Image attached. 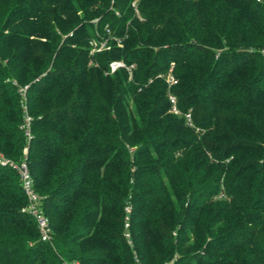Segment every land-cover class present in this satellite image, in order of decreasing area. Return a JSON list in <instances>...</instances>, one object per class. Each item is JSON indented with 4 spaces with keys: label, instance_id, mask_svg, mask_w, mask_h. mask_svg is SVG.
Instances as JSON below:
<instances>
[{
    "label": "trees",
    "instance_id": "1",
    "mask_svg": "<svg viewBox=\"0 0 264 264\" xmlns=\"http://www.w3.org/2000/svg\"><path fill=\"white\" fill-rule=\"evenodd\" d=\"M25 149L53 244L0 164V264H264V0H0V156Z\"/></svg>",
    "mask_w": 264,
    "mask_h": 264
},
{
    "label": "built area",
    "instance_id": "2",
    "mask_svg": "<svg viewBox=\"0 0 264 264\" xmlns=\"http://www.w3.org/2000/svg\"><path fill=\"white\" fill-rule=\"evenodd\" d=\"M123 67H125L123 63L115 62L111 64V72L115 73L118 69ZM168 83L170 87H173L177 85L178 82L173 77H170ZM169 100L172 105L171 113L180 116L181 111L178 108V100L176 96L170 94ZM186 119L188 124L192 126V117L190 114L186 115ZM31 121L32 119L27 115L25 117L24 126L22 127V129L25 131V135L29 140L32 139ZM27 153H28V149H25V157L19 164H14V163L12 164L11 162L5 161L3 159L0 160V164L3 166L9 165L10 167H12L14 170L17 171L21 181L22 189L28 200V207L25 210L35 220L42 242L49 243L52 245L53 244L52 228L48 217L45 215V212L43 211L42 198L35 190L34 181L31 176V172L26 158ZM70 264H78V263H70Z\"/></svg>",
    "mask_w": 264,
    "mask_h": 264
},
{
    "label": "rangeland",
    "instance_id": "3",
    "mask_svg": "<svg viewBox=\"0 0 264 264\" xmlns=\"http://www.w3.org/2000/svg\"><path fill=\"white\" fill-rule=\"evenodd\" d=\"M110 41L109 40H104V41H95V42H90L89 43V48L91 50V55H98L101 52H105V51H110V46H109ZM112 73V72H111ZM168 78V77H167ZM23 112H25V117L28 115L26 108L24 107ZM27 114V115H26ZM29 116V115H28ZM30 117V116H29ZM31 118V117H30ZM32 119V118H31ZM24 126V124H23ZM22 126V127H23ZM21 127V128H22ZM1 159L11 162L12 164H19V162L14 161L12 159L6 158L3 155L0 156ZM7 159V160H6ZM28 205L25 207V209H27Z\"/></svg>",
    "mask_w": 264,
    "mask_h": 264
}]
</instances>
